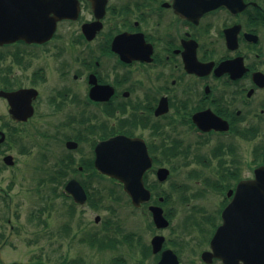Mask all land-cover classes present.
<instances>
[{
    "label": "flooded vegetation",
    "instance_id": "obj_1",
    "mask_svg": "<svg viewBox=\"0 0 264 264\" xmlns=\"http://www.w3.org/2000/svg\"><path fill=\"white\" fill-rule=\"evenodd\" d=\"M38 1L41 33L0 41V203L11 210L15 172L35 155L28 168L46 175L40 183H53L54 197L71 201L73 226L62 223L58 240L72 234L114 253L102 264H264V243L254 240L264 204L238 201L247 209L225 223L240 184L264 167V0ZM122 137L144 143L152 160L144 176L151 200L140 207L123 184H115L119 201L96 183L112 180L96 167L97 146ZM176 160L199 163L186 170L195 179L213 169L200 182L220 199L184 198L188 186L169 182L181 173ZM161 169L169 172L163 181ZM73 180L84 203L67 191ZM83 207L108 217L95 218L100 230L82 226L79 238L83 215L72 213ZM136 213L145 234L138 226L127 233ZM96 239L114 244L99 248ZM90 260L67 250L55 264Z\"/></svg>",
    "mask_w": 264,
    "mask_h": 264
},
{
    "label": "rangeland",
    "instance_id": "obj_2",
    "mask_svg": "<svg viewBox=\"0 0 264 264\" xmlns=\"http://www.w3.org/2000/svg\"><path fill=\"white\" fill-rule=\"evenodd\" d=\"M35 155H32L29 159L21 160V165L18 170L15 172V183L13 190L11 192L12 196V205L11 210L7 209L5 204L0 203V227L2 226V232L4 235H9L6 240H0V264H55L58 258L59 253L65 254L67 250L71 255H84V257H89L91 260L89 262L94 264H102L109 260L114 253L111 252H100L95 248H92L88 245H83L78 241L72 240L71 236L61 241L58 240L57 234L61 224L69 223L73 226V220L69 217L70 214L67 204L64 202L65 199L54 197L52 193L53 183L47 182L44 184L40 183V179L43 177L46 178V175H41L33 170L29 169L27 164L29 160L34 159ZM51 157V155H50ZM175 166L178 167V171L181 173H174V176L169 180V182L182 183L187 185L188 189L185 190L184 198L190 200H219L216 196V193L211 190H206L204 185L200 182L201 177H214V172L210 170L201 171V177L198 176V179L190 177L189 172L186 171L189 168L197 169L201 168L199 163H191L190 165H185L184 160H176ZM37 173V174H34ZM99 182V181H98ZM96 182L99 185H104L109 188H113L114 199H119L122 201L120 187H117L111 182L102 181ZM200 182V183H199ZM112 195V192H111ZM180 193L174 192V200L179 201ZM114 199H108L109 203L114 202ZM125 199V197H124ZM120 205V204H119ZM72 212V211H71ZM83 215L84 222L80 225V230L78 237L81 238L80 234L85 233L88 230H100L103 227L105 218L108 217V213L104 210H92L89 208H77L78 218ZM35 215L40 217V219L32 220V216ZM97 216L102 217V222L100 225L92 226L94 220ZM74 217V216H73ZM124 217V216H123ZM127 218V222L130 225L128 227L127 233L130 234L132 228L141 229L142 233H146L145 230V220L141 214L136 213L130 215ZM181 215L177 214V222L180 220ZM7 218L11 219L9 225L6 224ZM5 220V222H4ZM82 220L80 219L79 222ZM85 223V224H84ZM84 226V230H81V227ZM13 227V229H11ZM113 226H110V228ZM110 230L109 228L105 229ZM111 233V232H110ZM114 233V232H113ZM113 234H110L109 237L112 238ZM116 236V237H114ZM113 239L117 240L119 234L114 233ZM77 237V238H78ZM76 238V239H77ZM146 237H144L145 239ZM62 243V251L59 250L58 244ZM111 243H114L110 241Z\"/></svg>",
    "mask_w": 264,
    "mask_h": 264
},
{
    "label": "water",
    "instance_id": "obj_3",
    "mask_svg": "<svg viewBox=\"0 0 264 264\" xmlns=\"http://www.w3.org/2000/svg\"><path fill=\"white\" fill-rule=\"evenodd\" d=\"M32 3H35L33 5ZM40 2L38 0H0V41H13L39 35L35 29L40 17ZM75 7L74 13H77ZM152 160L148 156L144 143L122 137L102 142L97 147L96 167L101 172L117 179L124 184L125 191L131 196L134 205L149 201L150 192L144 184V174L151 167ZM168 171L161 169L158 173L161 181L166 180ZM256 180L240 184L237 195L225 211V223H233L232 213L246 210L236 202L248 201L253 203L249 209H260L257 204H264V167L257 170ZM67 191L78 203L86 201V193L77 181L67 185ZM244 197V199H242ZM260 202V203H259ZM263 207V206H262ZM228 213V217L226 215ZM155 221L159 227L165 226L167 221L162 217L161 210L154 209ZM260 215L255 214V243H264V222H258ZM217 236L213 241V245Z\"/></svg>",
    "mask_w": 264,
    "mask_h": 264
},
{
    "label": "trees",
    "instance_id": "obj_4",
    "mask_svg": "<svg viewBox=\"0 0 264 264\" xmlns=\"http://www.w3.org/2000/svg\"><path fill=\"white\" fill-rule=\"evenodd\" d=\"M98 242H100L101 244L104 243V241H101V240H95V241H94V243H98ZM79 264H80V263H79Z\"/></svg>",
    "mask_w": 264,
    "mask_h": 264
}]
</instances>
